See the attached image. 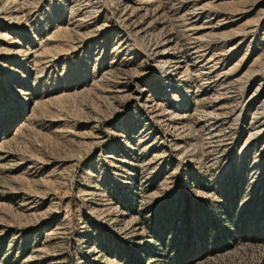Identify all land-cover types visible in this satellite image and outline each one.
<instances>
[{
	"label": "rangeland",
	"instance_id": "obj_1",
	"mask_svg": "<svg viewBox=\"0 0 264 264\" xmlns=\"http://www.w3.org/2000/svg\"><path fill=\"white\" fill-rule=\"evenodd\" d=\"M0 264H264V0H0Z\"/></svg>",
	"mask_w": 264,
	"mask_h": 264
}]
</instances>
